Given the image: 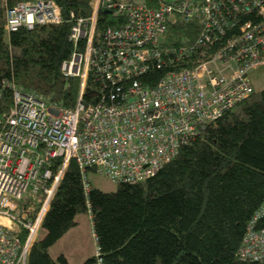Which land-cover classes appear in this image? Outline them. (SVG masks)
Listing matches in <instances>:
<instances>
[{
	"label": "built area",
	"instance_id": "obj_1",
	"mask_svg": "<svg viewBox=\"0 0 264 264\" xmlns=\"http://www.w3.org/2000/svg\"><path fill=\"white\" fill-rule=\"evenodd\" d=\"M151 2L93 0L92 14L73 25L75 50L61 64L65 75L80 79L72 108L13 92L0 129V264H29L72 160L82 169L86 191L90 168L117 184L137 183L254 91L250 71L264 66V0ZM103 6L117 22L97 35ZM178 19L198 22L200 58L192 60L189 51L183 56L186 64L174 68L164 52L175 49L164 50L162 44L168 22ZM60 21V7L51 0L21 1L4 14L8 31ZM214 43L222 46L211 53L207 46ZM152 67H169L154 85L143 80ZM90 79L97 87L88 93ZM262 212L264 207L254 220ZM239 255L264 264V228H254V221Z\"/></svg>",
	"mask_w": 264,
	"mask_h": 264
},
{
	"label": "trees",
	"instance_id": "obj_2",
	"mask_svg": "<svg viewBox=\"0 0 264 264\" xmlns=\"http://www.w3.org/2000/svg\"><path fill=\"white\" fill-rule=\"evenodd\" d=\"M21 1L35 0L0 4L1 130L16 89L59 108L76 104L80 79L65 75L61 64L75 50L73 25L93 11V0H51L60 7V22L8 31L5 9ZM117 17L103 6L97 35L114 25ZM197 24L168 22L162 45L164 50L175 49L164 52L174 68L186 64L184 54L189 51L192 60L200 58ZM221 46L208 44L207 49L212 53ZM175 54L179 59L169 58ZM166 68L152 67L143 80L154 85ZM252 82L254 91L248 98L202 126L172 160L137 183H121L116 191L106 192L93 186L89 173H98L90 168L86 191L82 169L72 160L44 219L46 234L31 248L29 264H68L64 254L54 258L49 247L77 223L78 214L88 210L98 257L80 264H262L239 255L250 223L264 228V212L254 220L264 207V87L257 89ZM96 87L90 79L88 93Z\"/></svg>",
	"mask_w": 264,
	"mask_h": 264
},
{
	"label": "rangeland",
	"instance_id": "obj_3",
	"mask_svg": "<svg viewBox=\"0 0 264 264\" xmlns=\"http://www.w3.org/2000/svg\"><path fill=\"white\" fill-rule=\"evenodd\" d=\"M1 1L3 0H0V4ZM250 74L257 85V89L264 87V66L253 68ZM89 180H91L93 186L106 192L116 191L119 185L108 177L94 172L89 173ZM76 220L77 223L55 244L49 247V252L54 258L58 259L60 254H64L69 264H80L87 258L98 255V245L92 226L91 211L88 210L78 214ZM45 234L46 230L42 228L39 231L38 240L42 239Z\"/></svg>",
	"mask_w": 264,
	"mask_h": 264
},
{
	"label": "bare ground",
	"instance_id": "obj_4",
	"mask_svg": "<svg viewBox=\"0 0 264 264\" xmlns=\"http://www.w3.org/2000/svg\"><path fill=\"white\" fill-rule=\"evenodd\" d=\"M17 91H20V90H18V89H16ZM21 93H23V94H26V92H23V91H20Z\"/></svg>",
	"mask_w": 264,
	"mask_h": 264
},
{
	"label": "clouds",
	"instance_id": "obj_5",
	"mask_svg": "<svg viewBox=\"0 0 264 264\" xmlns=\"http://www.w3.org/2000/svg\"><path fill=\"white\" fill-rule=\"evenodd\" d=\"M94 235H95V234H94ZM37 240H38V239H37ZM37 240H36V241H37ZM36 241H35V242H36Z\"/></svg>",
	"mask_w": 264,
	"mask_h": 264
},
{
	"label": "crops",
	"instance_id": "obj_6",
	"mask_svg": "<svg viewBox=\"0 0 264 264\" xmlns=\"http://www.w3.org/2000/svg\"><path fill=\"white\" fill-rule=\"evenodd\" d=\"M67 258V257H66ZM68 264H69V261H68Z\"/></svg>",
	"mask_w": 264,
	"mask_h": 264
}]
</instances>
